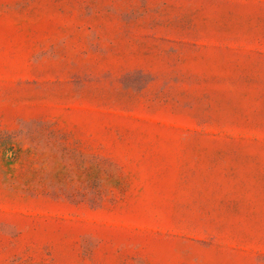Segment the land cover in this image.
<instances>
[{"label": "rangeland", "instance_id": "1", "mask_svg": "<svg viewBox=\"0 0 264 264\" xmlns=\"http://www.w3.org/2000/svg\"><path fill=\"white\" fill-rule=\"evenodd\" d=\"M0 264H264V0H0Z\"/></svg>", "mask_w": 264, "mask_h": 264}]
</instances>
